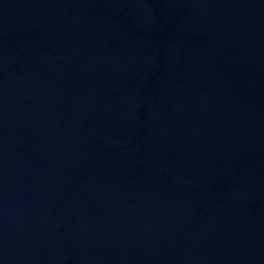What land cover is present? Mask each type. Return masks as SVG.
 <instances>
[{
	"label": "water",
	"instance_id": "95a60500",
	"mask_svg": "<svg viewBox=\"0 0 264 264\" xmlns=\"http://www.w3.org/2000/svg\"><path fill=\"white\" fill-rule=\"evenodd\" d=\"M0 264H264V0H0Z\"/></svg>",
	"mask_w": 264,
	"mask_h": 264
}]
</instances>
